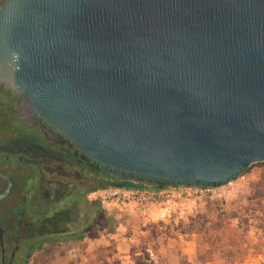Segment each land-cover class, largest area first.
<instances>
[{
  "label": "water",
  "instance_id": "obj_1",
  "mask_svg": "<svg viewBox=\"0 0 264 264\" xmlns=\"http://www.w3.org/2000/svg\"><path fill=\"white\" fill-rule=\"evenodd\" d=\"M0 84L116 179L214 190L264 162V0H4Z\"/></svg>",
  "mask_w": 264,
  "mask_h": 264
},
{
  "label": "flooded vegetation",
  "instance_id": "obj_2",
  "mask_svg": "<svg viewBox=\"0 0 264 264\" xmlns=\"http://www.w3.org/2000/svg\"><path fill=\"white\" fill-rule=\"evenodd\" d=\"M9 91L0 89V172L13 180L10 194L0 199L8 202L0 207V264H40L34 256L47 246L85 239L103 228L99 219L107 214L90 199L92 193L147 186L112 177L109 168L54 128L58 135L51 137L40 121L28 125L22 99ZM8 186L0 176V194Z\"/></svg>",
  "mask_w": 264,
  "mask_h": 264
},
{
  "label": "rangeland",
  "instance_id": "obj_3",
  "mask_svg": "<svg viewBox=\"0 0 264 264\" xmlns=\"http://www.w3.org/2000/svg\"><path fill=\"white\" fill-rule=\"evenodd\" d=\"M195 191V190H193ZM202 198L200 208L193 221L177 227L175 222L162 223L152 232H167L170 227L185 229L200 235L201 254L204 263L210 264H259L264 262V162L249 166L238 178L214 190H197ZM94 196L91 200L94 201ZM7 201H0V207ZM100 204V203H99ZM101 206V204H100ZM107 213V212H106ZM91 217V215H90ZM103 228L94 230L85 239H73L65 245H50L44 251L35 254L40 264H81L86 248V239H94L115 228L116 220L107 216L99 219ZM150 231V234H153ZM139 239V237H138ZM78 250V256L72 257L69 250ZM143 248L138 245V250ZM153 248V247H152ZM155 249L153 248V251ZM145 261L150 260L149 252L141 253ZM154 260H158L156 257ZM155 264L157 262L153 261ZM97 263L95 257L91 264ZM148 263V262H145ZM33 264H38L36 260Z\"/></svg>",
  "mask_w": 264,
  "mask_h": 264
},
{
  "label": "crops",
  "instance_id": "obj_4",
  "mask_svg": "<svg viewBox=\"0 0 264 264\" xmlns=\"http://www.w3.org/2000/svg\"><path fill=\"white\" fill-rule=\"evenodd\" d=\"M169 188L153 189L165 191ZM181 195L179 210L172 217L160 219L161 204L152 208L147 219L133 206L124 210L107 211L108 220H116L115 228L94 239H86V248L81 264H91L97 257L96 264H200L204 263L201 254L200 235L196 232H185L183 228L170 227L167 232H152L161 222H175L177 227L188 224L197 214L202 198L194 189H177ZM150 231L153 234H150ZM139 237V239H138ZM143 247L138 250V245ZM155 249L153 251V248ZM149 252L150 260L141 257V253ZM156 257L158 260H154ZM210 264L209 260L205 261ZM264 263V262H263ZM59 264V263H55ZM260 264V263H259Z\"/></svg>",
  "mask_w": 264,
  "mask_h": 264
},
{
  "label": "built area",
  "instance_id": "obj_5",
  "mask_svg": "<svg viewBox=\"0 0 264 264\" xmlns=\"http://www.w3.org/2000/svg\"><path fill=\"white\" fill-rule=\"evenodd\" d=\"M178 191L173 188L157 191L148 188L109 187L94 192L92 195L107 211L124 210L133 206L141 213L143 219L148 218L153 207L161 204L159 218L165 219L172 217L179 210V202L182 198ZM69 254L77 257L78 250L72 248Z\"/></svg>",
  "mask_w": 264,
  "mask_h": 264
},
{
  "label": "trees",
  "instance_id": "obj_6",
  "mask_svg": "<svg viewBox=\"0 0 264 264\" xmlns=\"http://www.w3.org/2000/svg\"><path fill=\"white\" fill-rule=\"evenodd\" d=\"M3 1H4V0H0V5H1V3H2ZM0 89L3 90L6 94H9V92H10L9 89H8L7 87H1V86H0ZM127 188H132V187H127ZM193 224H195V223L192 222V225H193ZM183 231H185V229H184ZM192 232H194L193 229H192ZM143 264H147V263L144 262ZM260 264H264V263H260Z\"/></svg>",
  "mask_w": 264,
  "mask_h": 264
}]
</instances>
